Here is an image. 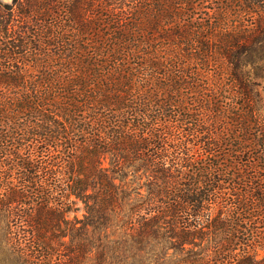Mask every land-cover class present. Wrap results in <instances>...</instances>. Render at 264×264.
<instances>
[{
    "label": "trees",
    "instance_id": "trees-1",
    "mask_svg": "<svg viewBox=\"0 0 264 264\" xmlns=\"http://www.w3.org/2000/svg\"><path fill=\"white\" fill-rule=\"evenodd\" d=\"M193 6L0 0V249L8 264H264L248 238L264 188L251 192L256 177L243 174L258 167L256 153L233 157L238 172L224 173L221 161L206 167L201 157L224 145L215 128L199 133L191 153V131L178 119L153 126V96L164 91L180 98L169 106H182L181 68L201 59L205 39L222 44L238 69L230 83L246 115L227 130L247 134L253 123V87L239 70L264 61V19L229 27L221 41L212 18L183 17ZM78 202L82 216H70Z\"/></svg>",
    "mask_w": 264,
    "mask_h": 264
},
{
    "label": "rangeland",
    "instance_id": "rangeland-1",
    "mask_svg": "<svg viewBox=\"0 0 264 264\" xmlns=\"http://www.w3.org/2000/svg\"><path fill=\"white\" fill-rule=\"evenodd\" d=\"M2 1L10 2L11 0ZM253 2L250 10H245L242 0H193L194 10H191V8L187 11L184 10L185 12L183 13L187 14H184L183 17L212 18L217 27L220 26L217 37L219 40L222 39L221 41H223V35L227 33L226 31L230 29L229 27H232L234 30L254 29L257 21L264 19V0H254ZM208 31L210 30L208 29ZM203 43H208V47H200V52L197 55H199L201 59L192 62L190 58L187 67L181 68L182 71H185V74L182 78H179L177 83L180 85L179 94L184 99L182 106H169V103L175 100L179 103L180 98L174 95L168 97L169 94L165 98L166 93L164 91L163 96L162 93H157L158 95L153 96L156 100V103H153L156 112L152 113V115L155 118H159L153 126L160 127L167 122L174 124L176 119H178V123H181L182 126L191 131V135L188 136V147L191 153L197 151L198 147H200V144H197L198 142H202V139H199V137H202L199 136L201 135L199 133L203 130L215 128V133L220 135V141L224 142V145L216 149L215 158L211 156L206 157V155L201 157H203V165L206 167H208L210 163L216 162L215 159H218V162L221 161L223 163L221 169L224 173L238 172V166L229 168L233 157L238 156L241 160L249 161V159L252 160L249 157L250 152L256 153L258 157L257 160L259 161V164L256 163L258 167L252 171H244L243 174H245V177H252L253 175L256 177L254 180H251V182H254L250 184L252 188L248 186L247 189H250L251 192L253 191L254 193H261V191L255 187L261 185V187L264 188V169L261 168V166H264V145L260 143V146L254 147L250 145L249 142L253 138L258 140V142L264 141V137H258L260 133L264 134V61H259L253 65L249 64L243 68L240 67L241 70L239 71H241V73L246 72V80L253 87L251 89L254 93L255 100L253 102L249 101L246 105L247 108L254 110L252 118L253 123L247 134L244 133L243 130L238 129L233 132V136L231 135V131L227 130L228 126L232 123L231 121L235 120L234 117L240 116V120L238 121L242 123L246 115L243 113L244 107H241V104L245 100L236 92L235 87L230 83L229 73H237L238 69L235 67L232 68L225 60V56L222 54L224 51L222 50V44L218 43L220 47H218V45L213 46L211 41L206 39ZM192 47L195 46L193 45ZM210 50H212V52H210ZM192 51V48H187L185 52L191 57L193 56ZM189 77L199 78V80L195 82L194 87H196V89L190 88L189 84L192 78L190 79ZM201 86H209V88L203 91V88H200ZM142 87L143 89L148 88V86ZM151 88L153 89V87ZM191 89H193V91H191ZM213 96L214 100H212ZM158 107L160 109H158ZM229 112L235 113V116H231ZM146 123L150 124L152 121L149 120L146 121ZM243 139L248 140L244 141ZM253 141H251L252 144ZM249 146L252 149L249 150ZM229 154L231 156H228ZM262 193H264V191H262ZM83 212V204L78 202L77 210L71 213L70 216L76 214L81 217ZM252 214L250 228L254 232L250 234L248 238L252 242L250 245L252 252L255 253L256 258H261L264 256V209L258 208L254 210ZM239 237L240 239H244L246 235L240 234ZM0 264H8L5 251L2 248L0 249Z\"/></svg>",
    "mask_w": 264,
    "mask_h": 264
}]
</instances>
